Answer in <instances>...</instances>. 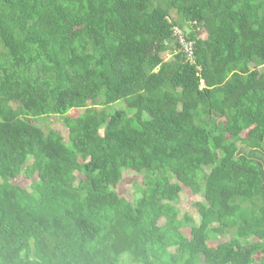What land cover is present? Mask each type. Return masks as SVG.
Instances as JSON below:
<instances>
[{
  "label": "trees",
  "instance_id": "trees-1",
  "mask_svg": "<svg viewBox=\"0 0 264 264\" xmlns=\"http://www.w3.org/2000/svg\"><path fill=\"white\" fill-rule=\"evenodd\" d=\"M0 264H264V0H0Z\"/></svg>",
  "mask_w": 264,
  "mask_h": 264
},
{
  "label": "rangeland",
  "instance_id": "rangeland-1",
  "mask_svg": "<svg viewBox=\"0 0 264 264\" xmlns=\"http://www.w3.org/2000/svg\"><path fill=\"white\" fill-rule=\"evenodd\" d=\"M171 15L176 18V12L172 11ZM201 36H204L205 33L204 32H200ZM159 47L158 45H154L153 47H150L149 49H147L148 53L152 52V51H158ZM164 59H168L170 58V54L168 53H164L163 55ZM122 105V102H119L115 105L116 108H119V106ZM82 110L81 109H72L70 110L67 115L68 116H77ZM40 126L43 127H49L51 129L57 130L61 133V135L63 137H65V139L67 138V129L64 128L63 123H62V117L57 116V115H51L49 117H44L42 121H39L38 123ZM64 139V138H63ZM141 175L137 174V173H132V172H125L122 175L121 180L118 182V184L116 185V191L118 192L119 195L124 196L129 198L130 195L133 196L134 194V187H133V182L134 181H141ZM32 179H27L24 176H19L17 179H15V183L26 187L31 183ZM183 193L180 199V203H178V208L182 213H185L188 211H193V209H195V211L197 210V205L196 203L198 201H201L202 198L198 197V196H194L193 194H191V192L189 190H187L186 188L183 187ZM188 233V231H186ZM231 234H226V235H222L219 236L217 238H212L211 240H209V243L211 245L217 246L220 244V242H224L225 240H227L228 238H230Z\"/></svg>",
  "mask_w": 264,
  "mask_h": 264
},
{
  "label": "built area",
  "instance_id": "built-area-1",
  "mask_svg": "<svg viewBox=\"0 0 264 264\" xmlns=\"http://www.w3.org/2000/svg\"><path fill=\"white\" fill-rule=\"evenodd\" d=\"M174 35L176 36L180 46L182 47V51L186 55V59L190 62L193 61V43L185 40L179 28H174Z\"/></svg>",
  "mask_w": 264,
  "mask_h": 264
}]
</instances>
